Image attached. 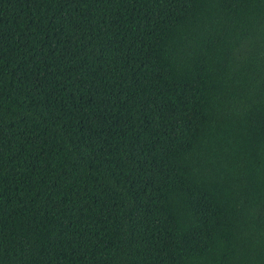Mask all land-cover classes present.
<instances>
[{
    "label": "trees",
    "instance_id": "1",
    "mask_svg": "<svg viewBox=\"0 0 264 264\" xmlns=\"http://www.w3.org/2000/svg\"><path fill=\"white\" fill-rule=\"evenodd\" d=\"M0 264H264V0H0Z\"/></svg>",
    "mask_w": 264,
    "mask_h": 264
}]
</instances>
